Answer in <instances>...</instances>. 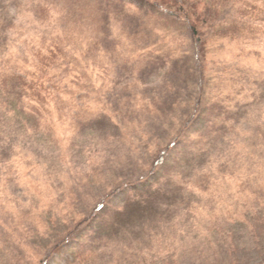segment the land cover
Returning a JSON list of instances; mask_svg holds the SVG:
<instances>
[{"label": "rangeland", "instance_id": "374dc122", "mask_svg": "<svg viewBox=\"0 0 264 264\" xmlns=\"http://www.w3.org/2000/svg\"><path fill=\"white\" fill-rule=\"evenodd\" d=\"M151 1L0 0V78L53 44L80 75L48 113L0 93V264H264V33L218 34L264 0H178L198 46Z\"/></svg>", "mask_w": 264, "mask_h": 264}, {"label": "trees", "instance_id": "16d2710c", "mask_svg": "<svg viewBox=\"0 0 264 264\" xmlns=\"http://www.w3.org/2000/svg\"><path fill=\"white\" fill-rule=\"evenodd\" d=\"M145 2V0H142ZM148 3L151 5H158L157 2H152L151 0H147ZM177 3L178 0H175ZM178 4V10L175 11L174 9H166V13L168 15H171L175 18H182L185 22L188 23V28L191 34V38L193 40L194 46H198L201 39L200 35H202V32L199 30L196 23L192 22V11L191 7L185 4L177 3ZM101 5H104L103 1H101ZM100 5V6H101ZM96 9L99 7L96 5ZM212 7L206 6L203 13L201 20L208 24L209 27L213 28V22L214 18L212 15ZM183 14V15H181ZM244 16H250L254 20H261L264 22V8L259 7L258 5L252 4L250 5L249 11H246ZM227 24H220V32L218 34L227 35L232 38H237L239 36L241 37H256L258 34L264 33V27L261 26L258 23H254L252 20H233L230 24V26H226ZM218 26V25H217ZM216 26V27H217ZM215 27V28H216ZM58 44L48 45L47 46V52L46 53H36L37 62L34 63L32 68L27 69L24 72H17V71H10L6 74L1 75L0 78V93L4 92V90L9 89L10 96L12 95L14 98H16L18 101L22 103H35L37 108L39 110L45 111L48 113V109L46 108V105L50 102H54L56 104H60L63 102V100L60 97V91L63 87V83L69 82H79L80 81V75L78 73H74L71 71L67 66L65 65L64 69L62 70V74L60 73H50L49 69L53 64L56 63V61L59 59L57 57V53L62 52L64 53L63 49L59 47ZM61 50H58V49ZM62 56V55H61ZM65 58V54L62 57V59ZM62 64L64 62L62 61ZM61 63L59 65H62ZM79 75V78H76V75ZM75 85V84H74ZM62 86V87H61ZM42 111H30L32 113H37L39 116L41 114H44ZM193 122V121H192ZM187 122L185 123V125ZM184 125V126H185ZM183 126V127H184ZM210 130V129H208ZM186 137L187 132L184 134V132L180 135V133H177L174 136V141L170 143V146H173L174 144H179L177 146H184L186 143ZM163 157H160L155 164H161L163 163L162 159ZM158 167V166H157ZM156 168V167H155ZM153 168L150 170L149 175L145 174L143 176L138 177L136 180L127 181L125 182V189H122L123 192H129V197H132L134 193H136L138 190L137 188L146 185L147 183L144 182L147 179V176L155 175L156 170ZM151 178V177H150ZM144 182V184H143ZM149 183V181H148ZM121 187H118L117 189H114L113 192L108 194L109 196L113 193L115 194L117 191H119ZM105 200H102L97 207L95 208L94 214H91L87 217H84L82 220V223L87 222L90 218H92L95 214H97L98 211H105L108 209H111L106 206ZM97 211V212H96ZM93 215V216H92ZM89 218V219H88ZM69 239H64L61 241V243H58L57 247L62 246L63 244L67 243ZM43 264V263H42Z\"/></svg>", "mask_w": 264, "mask_h": 264}]
</instances>
